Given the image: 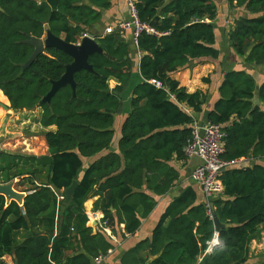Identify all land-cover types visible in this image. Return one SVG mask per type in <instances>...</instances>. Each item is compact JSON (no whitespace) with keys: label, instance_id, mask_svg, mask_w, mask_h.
I'll return each instance as SVG.
<instances>
[{"label":"trees","instance_id":"1","mask_svg":"<svg viewBox=\"0 0 264 264\" xmlns=\"http://www.w3.org/2000/svg\"><path fill=\"white\" fill-rule=\"evenodd\" d=\"M135 3L140 21L161 35L142 33L138 39L142 82L133 91L118 152H110L115 117L122 111L120 96L131 79L126 32L94 36L102 52L89 57L93 70L76 72V88L67 84L49 101L45 98L53 83L73 58L51 47L22 68L35 50L29 39L44 38L49 30L78 44L99 23L102 11L110 9V0H0V91L6 97L0 94V99L15 111L39 110L48 146L42 157L0 153V183L20 179L18 186L28 185L22 204L0 195V264L6 256L19 264H93L113 249L107 228L116 233L124 225L126 235H135L157 199L180 181L171 164L186 161L184 149L195 122L183 106L199 113L207 96L189 93L172 76L192 61L219 58L213 25L218 8L213 0ZM228 3L249 14L229 30L230 47L248 64L264 66V0ZM112 78L119 82L114 90L109 87ZM256 91L255 79L245 71L227 73L219 88L208 121L226 132L225 160L264 158V108L253 102ZM258 92L264 105V83ZM107 151L81 175L83 159ZM42 177L46 182L39 183ZM220 179L223 193L211 201L214 214L187 187L168 206L152 238L128 250L119 264H248L250 245L264 227V167L229 168ZM75 181L71 201L59 202ZM96 190L101 198L94 209L104 219L94 233L85 204ZM215 217L226 226L219 232ZM30 229L33 235L16 245L15 234ZM216 234L219 246L205 254ZM151 257L155 259L149 262Z\"/></svg>","mask_w":264,"mask_h":264},{"label":"crops","instance_id":"2","mask_svg":"<svg viewBox=\"0 0 264 264\" xmlns=\"http://www.w3.org/2000/svg\"><path fill=\"white\" fill-rule=\"evenodd\" d=\"M213 1L215 2L218 8V17L213 22V25L215 28L216 41H217L215 47L219 51V58L218 59L202 58L199 60L192 61L186 69H183L180 72L173 74L172 76L175 80L179 81L181 86L185 87L189 93H195L197 91H200L207 96V100L202 107V111L199 113H194L191 109L183 106L185 112L193 116L195 123L201 125L209 123L208 121L209 114L214 110L215 104L220 98L219 88L225 78V75L229 72L245 71L246 73L252 75V77L255 79V82L257 84V91L255 93V98L253 99V102L256 105H259L264 108V105L260 103L259 92H258L261 85L264 83V66H254L248 64L246 62V58L238 56L235 53V51L230 47L228 42L229 30L234 26L235 22L238 19L248 17L249 14L244 9L230 7L228 0H213ZM110 2H111L110 9L102 11L101 20L94 27V29L91 30L86 35L90 37H94L96 35L101 36L107 34L106 33L107 28L112 27L117 23L129 19L130 11L126 0H110ZM46 36L47 34L45 35V37ZM126 39L128 42H130V48H131L130 50L131 79L127 85L126 90L120 96L122 101V111L120 114L116 115L115 117V125H114L115 137L110 152L111 151L118 152V144L121 138L122 126L130 113V104H131L133 91L137 87V85H139L142 82V76L140 73V63H141L142 55L137 47V44L134 42L133 33L131 31L126 32ZM118 85L119 82L116 79L112 78L109 80L110 90H114ZM0 94H2L4 98H6L2 91H0ZM2 101L4 102L7 101V103H9L7 99L6 101L5 100ZM19 111L21 112V110ZM23 111H30V110H23ZM31 111H34V113H40L39 110H35V109ZM38 119L39 118H37V120L33 119V122L31 119H28V122L27 121L24 122V123L32 122V126L29 125L27 128V130L30 131V134L27 135L28 136L32 135V136L25 137L24 135L21 134L22 139L19 142V144H21L20 147L22 148L20 149L22 150L23 153H17V154L27 153V155L37 156V157L48 155V146L43 136L46 129L40 126V124L38 123ZM37 127H39V129H41L42 132V145L44 147V152L42 154H38L33 146L35 145L34 140L37 139L38 136L33 135L32 132ZM2 143L3 142L0 141V146H2ZM2 152L12 154L10 152H6V150L0 149V153ZM107 153L108 151L91 159H86V158L83 159L84 168L81 175L85 173L87 168L92 163H94L101 156L106 155ZM186 158H187L186 161L183 163L173 162L171 164L179 171L180 181L176 183V185L174 186L173 189H171L170 192L157 199V204L153 212L149 215V217L143 220L142 226L135 235H131V236L126 235L124 225L118 226L116 229V233H113V231L110 228H107L105 230L108 239L113 245V249H111L109 253L106 255L105 261L102 264H119L122 256L128 250L134 248L138 243L142 241H147L151 239L153 231L159 225L161 217L163 216L168 206L176 198H178L182 194L184 189H186L187 187L192 186L195 189L197 193L198 203L204 202L205 198L201 190V187L192 179V173L194 169L201 164V161L196 157L194 158L186 157ZM238 161H239L238 164H236L231 169L236 167L237 168L251 167L254 165H260L264 167V158L262 159L247 158V159H240ZM15 182H16L15 190L20 194H24L25 196L26 193L24 192V190L28 187V185L20 184L18 186L17 184L20 182V180L17 179L15 180ZM44 182H46V179L44 177L39 179V183H44ZM92 197L93 198H91L88 202H86V204L89 203L88 206L89 208L87 210L85 209V211L88 218L90 219L89 227H92L94 229V233H97L98 228L102 226L104 213L101 211H95L94 209L96 202L101 198V195L98 193V190L94 192ZM93 216H95L96 219H93L92 218ZM32 233H33L32 229L28 231H23V230L18 231L15 234L16 245H21L30 236L33 235ZM263 245H264V227H261L260 235L258 239L253 241L250 245L248 263L253 262L252 260L253 255L254 256L257 255L258 258L256 259L258 261L262 259L263 257L262 252L255 251L253 253V251L255 250L256 247L261 248L263 247ZM252 248L253 251L251 250ZM154 259L155 257H151L149 262L153 261ZM15 261L16 259L12 256H6L3 258V262L5 264H16ZM94 262L95 259L93 261V264Z\"/></svg>","mask_w":264,"mask_h":264},{"label":"built area","instance_id":"3","mask_svg":"<svg viewBox=\"0 0 264 264\" xmlns=\"http://www.w3.org/2000/svg\"><path fill=\"white\" fill-rule=\"evenodd\" d=\"M126 2L130 11L129 19L107 28V34L114 30H120L122 32L131 31L136 44L142 33L156 36L161 35L154 28L140 21L135 0H126ZM87 36L88 35L85 34L83 38ZM155 85L157 88L162 87L159 82H155ZM225 140L226 132L222 125H216L210 122L201 125L194 122L192 138L184 149L186 157H196L201 161V164L194 169L192 179L201 187L206 205L209 209H211L210 205L212 199L223 193V185L220 179L221 174L226 169L234 167L239 162L238 160L228 161L224 159L226 153ZM58 200L61 202L64 200V197L59 196ZM92 218L96 219L95 216ZM217 246H219L218 234H216L213 241L210 242L209 248L205 254H211L213 249ZM105 258L106 256L103 255L97 257L94 264H102Z\"/></svg>","mask_w":264,"mask_h":264},{"label":"water","instance_id":"4","mask_svg":"<svg viewBox=\"0 0 264 264\" xmlns=\"http://www.w3.org/2000/svg\"><path fill=\"white\" fill-rule=\"evenodd\" d=\"M46 34L47 36L45 38H31L28 40L27 43L32 45L35 50L31 58L22 66L23 70L32 65L41 54L45 53L46 49L51 47H55L73 58V63L67 67L66 73L63 75V77L59 81L53 83L51 92L45 98V100L49 101L61 87L67 84H71L75 89V73L81 70L92 71L93 69L89 64V57L91 55L101 53L102 49L100 48L94 37L87 36L83 38L78 44H69L64 40L53 36L49 30H47ZM15 183L16 182L13 181L7 184H0V195L5 196L8 202H10L11 200H16L17 202L22 204L25 196L24 194H20L15 190ZM77 187L78 182L75 181L73 182L71 187L63 191V195L65 196V204H68L71 201ZM210 208L214 214L213 203H211ZM112 211H114V209H112ZM214 223L216 231L218 232L226 227L216 217L214 218ZM15 262L16 264H19L17 259Z\"/></svg>","mask_w":264,"mask_h":264},{"label":"rangeland","instance_id":"5","mask_svg":"<svg viewBox=\"0 0 264 264\" xmlns=\"http://www.w3.org/2000/svg\"><path fill=\"white\" fill-rule=\"evenodd\" d=\"M40 113H34V111H15L10 108V104L7 102L0 100V141L3 142L0 149L6 150V152H10L12 154L23 153L20 148L21 144L19 142L22 139V135L25 137L30 134V131L27 130L28 126H32L33 119L37 120L39 118ZM35 117V118H34ZM28 119H31V123H24L25 121L28 122ZM33 135L38 136L37 139L34 140L35 151L38 154H42L44 152V147L42 145V132L39 127H37L33 132ZM22 134V135H21ZM32 136V135H29ZM28 136V137H29ZM33 139V138H32ZM19 144V145H18ZM18 145V146H17ZM27 154V153H24ZM15 171H13L14 174ZM4 178L0 176V180ZM20 180V179H17ZM93 198V197H92ZM89 203L85 205V209L87 210L89 207ZM253 251V248L251 249ZM262 252L263 257L260 261H258L256 256H252L253 262H249L251 264H263L264 263V245L263 247L259 248L256 247L254 252ZM248 263V264H249Z\"/></svg>","mask_w":264,"mask_h":264}]
</instances>
